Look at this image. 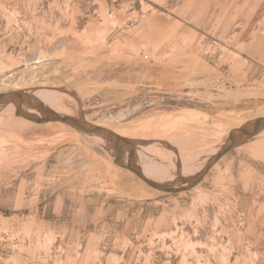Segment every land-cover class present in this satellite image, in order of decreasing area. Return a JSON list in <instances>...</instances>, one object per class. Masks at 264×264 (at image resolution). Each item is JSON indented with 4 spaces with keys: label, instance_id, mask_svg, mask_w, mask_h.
<instances>
[{
    "label": "rangeland",
    "instance_id": "rangeland-1",
    "mask_svg": "<svg viewBox=\"0 0 264 264\" xmlns=\"http://www.w3.org/2000/svg\"><path fill=\"white\" fill-rule=\"evenodd\" d=\"M29 86L180 183L264 115V0H0V91ZM0 264H264V133L170 193L105 136L0 108Z\"/></svg>",
    "mask_w": 264,
    "mask_h": 264
},
{
    "label": "water",
    "instance_id": "water-1",
    "mask_svg": "<svg viewBox=\"0 0 264 264\" xmlns=\"http://www.w3.org/2000/svg\"><path fill=\"white\" fill-rule=\"evenodd\" d=\"M38 90L40 91L41 89L27 87L0 91V108L14 105L17 115L26 117L36 123L60 121L85 132L103 135L112 143L118 164L133 171L149 185L170 193H178L194 188L222 157L264 131V115L248 120L243 125L230 131L218 151L212 154L204 166L195 174L183 176L181 178L182 182L179 184L161 183L148 178L144 174L141 165L137 162L136 145L140 143L138 140L124 136L112 128L89 121L82 113L80 116H73L56 112L49 108L47 103L37 95Z\"/></svg>",
    "mask_w": 264,
    "mask_h": 264
},
{
    "label": "bare ground",
    "instance_id": "bare-ground-1",
    "mask_svg": "<svg viewBox=\"0 0 264 264\" xmlns=\"http://www.w3.org/2000/svg\"><path fill=\"white\" fill-rule=\"evenodd\" d=\"M32 75V74H31ZM27 78V77H26ZM16 79V78H15ZM22 82H20V83H18V84H23V81H25L26 79L25 78H23L22 76L19 78ZM28 80V79H27ZM18 87H21V86H18ZM30 87V86H29ZM23 88V87H22ZM25 88H27V87H25ZM37 95L44 101V102H46L47 101V99L48 98H50V97H52V96H54L55 95V93H53V92H50V91H46V90H38V92H37ZM262 133H264V131L262 132ZM262 133H260V134H262ZM229 134V133H228ZM228 134H227V136H228ZM86 135V134H85ZM258 136V135H257ZM108 141V140H107ZM102 142V141H101ZM110 142V141H109ZM103 143V142H102ZM104 146V145H103ZM146 146V145H145ZM141 148H144V147H141ZM140 148V149H141ZM137 151V150H136ZM144 151H146L145 150V148H144ZM152 152H153V149L151 150ZM156 150H154V152H155ZM218 151V148H215L214 150H213V152H212V154H215L216 152ZM154 152H153V154H154ZM156 152H158V151H156ZM155 152V154L156 155H158L157 153ZM140 154L141 155H143V156H149L147 153H145V152H143V151H140ZM155 156V155H154ZM160 156V155H159ZM206 163V162H205ZM150 166V165H149ZM149 166H148V164H142L141 165V167H142V170H143V172H144V174L148 177V178H150V179H152V180H155V181H158V182H161V183H164L163 181L165 180V178H166V175H165V170L166 169H163V170H161L158 174H156L154 171H153V169H150L149 168ZM202 166H204V165H202ZM152 167V166H151ZM202 168V167H201ZM133 172V171H132ZM168 180H169V178H168ZM171 180V179H170ZM145 181V180H144ZM146 182V181H145ZM168 184H175V183H173V182H171V183H168ZM176 184H179V183H176ZM153 187V186H152Z\"/></svg>",
    "mask_w": 264,
    "mask_h": 264
}]
</instances>
